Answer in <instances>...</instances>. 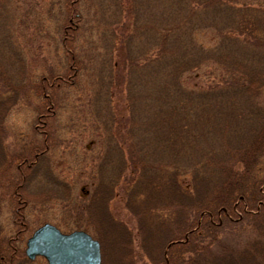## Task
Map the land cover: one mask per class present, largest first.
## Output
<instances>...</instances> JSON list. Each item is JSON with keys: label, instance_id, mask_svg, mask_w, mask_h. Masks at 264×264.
<instances>
[{"label": "rangeland", "instance_id": "rangeland-1", "mask_svg": "<svg viewBox=\"0 0 264 264\" xmlns=\"http://www.w3.org/2000/svg\"><path fill=\"white\" fill-rule=\"evenodd\" d=\"M188 1L203 4L190 12L181 0H0V250L5 257L6 239L24 221L26 229L15 243L25 257L27 238L50 223L64 232L87 228L100 244V264H165L166 249L174 264L181 263V255L195 263L223 264L225 249L235 246L240 264H264V215L253 217L250 205L245 221H235L232 213V223L218 208L232 210L228 199L210 207L214 226L204 220L191 245L177 246L213 197L220 199L233 179L249 175L238 165L242 157L220 149L226 141L233 147L252 142L244 132L250 125L240 123L235 112L240 102L228 99L229 109L216 112L217 106L206 105L207 97L195 98L198 91L211 93L238 77L225 76L217 60L226 56L227 44L216 25L231 20L237 21L232 32L239 36L249 37L254 29L264 33V0ZM218 4L223 9L217 10ZM176 20L186 23L185 34H194V50L187 55L179 40L165 43L161 59L173 58L166 70L150 56L156 54L157 33ZM71 54L81 69L74 70ZM138 55L144 60L131 65L129 59ZM55 76L59 79L49 87ZM94 83L100 86L96 95ZM183 88L194 91L193 110L178 115L171 108ZM166 120L178 128L188 125L187 134L181 133L186 145L167 141ZM24 156L39 171L34 180ZM161 164L181 169L171 174L160 170ZM222 166L228 178L216 191ZM20 176L26 180L18 184ZM20 264L47 263L37 256Z\"/></svg>", "mask_w": 264, "mask_h": 264}, {"label": "trees", "instance_id": "trees-1", "mask_svg": "<svg viewBox=\"0 0 264 264\" xmlns=\"http://www.w3.org/2000/svg\"><path fill=\"white\" fill-rule=\"evenodd\" d=\"M181 1H182L181 4L184 5L186 7V9L189 10L190 12H193L196 8H200L199 6L202 3V2L191 3L188 0H181ZM208 1L212 2L210 0H208ZM72 2H74V0H72ZM197 5H198V7H197ZM220 5H224V3H220ZM215 7L217 8V10L223 9L219 6V4ZM75 18H79L80 20L82 19L81 15H77V17H75ZM179 21H181V20H179ZM179 21L176 20L174 25H167L166 24L165 28H168V29H164L163 33H161V34L157 33L158 37L154 38V42L157 41V39H158L157 42H159L157 50L153 51V49H151L149 51V53L152 51L156 52V54L154 53L155 56L153 54L150 56V58H152V59L155 58L156 60H158L157 62L159 63L160 67L163 66L164 69H166V68L170 69L172 66V62H173V58L169 59L166 62H164L161 59V57L163 58V54L166 53V48L164 47L165 43H168V42L171 43L174 40H179L181 42V44H183L182 46H183V48H185L186 54L187 55L193 54L192 52L194 50V46H193L194 45V43H193V35L194 34H192L191 32H190V35L185 34L187 32H184L183 29L187 25H186V23H183V21H181V22H179ZM236 22L237 21L232 22L231 20L225 21L224 24L216 25L215 29L221 30V31H218L219 37L221 40H223L222 43L227 44V47H225L226 49H224V50H226V56L222 59H217V60L223 64L222 71L225 72V76H227V73H228V75H233L232 73H234V75L238 76L237 80L230 82L228 84V86L225 85V86L213 87V88L209 89V90H211V93L205 92L204 93L205 95L204 94L200 95V91H198L197 94L195 95L194 91L192 89L183 88V90L181 92L178 91V93H180V99H179L180 101H178V103L176 104V106H174V108L172 106L171 109H173L174 111L177 110L178 112H176V111L175 112L178 115L180 113H188L191 111V109L193 110V108H192L193 105H191V100H193L195 98L199 99V98L207 97L208 100H207V104L205 103L206 105L212 103L213 104L212 106H217V109H215L214 111L217 112L219 109H221L224 112V110L229 109L226 106L228 105V107H229L231 105L230 103L227 104L226 100H228V99L238 100V102H240V107L239 108L237 107L236 109L234 107V108H232V111H234V109H235V112L238 114L239 117H241L240 123H243L246 126L250 125V129L246 130L244 132H248V134L252 136V142H248V143H241L240 142L235 147H233L231 145V144H233L232 142L226 141L224 144L220 145L221 146L220 149L221 150L222 149H228L231 152V154L234 152V154H236L238 157H242L239 159H242L244 164H242L243 162H241L238 165H240L241 170H243V171L247 169L248 172L246 174H249V175L247 177H245L244 179L239 180V182H236L238 179H233L231 181L232 183H231L230 187L225 191L224 196L221 195L220 199H218V196L216 198L213 197L211 199L210 203L207 204L209 207L204 208L209 213L208 212L206 213V210H205V211H203L202 214L198 215V219L189 228L190 230L186 234L185 239L183 241L179 242L180 244L177 246L181 245V247H182L183 244H188V243L191 245L192 244V238H194V229L198 228L200 226V223H202L204 220H208V222L212 223V224L215 223V222H212V221H215V219H213L214 216H213V213L210 212V210H211V208L217 207V205H219V201L222 199L225 201H227V199L232 201V207H233L232 210L224 209V208H222V206H218L220 212L223 215H225L224 216L225 219H228V221H230L232 223L234 221L233 217L231 216L232 213H234V215H236L235 221H238V220L243 221L246 218V216L248 215V213H250V212H248L250 205H253V207H254L252 209L253 212L251 211L253 213L252 214L253 217H259L260 218L261 216L264 215V181H263L264 180V178H263L264 177V99H263V96L261 97L260 100L257 99V96L259 95V93L260 94L263 93V91L261 89H262V86H264V33H262L261 35H258V34H256V30L254 29L253 30L254 33H248V34H250L249 37L248 36L244 37V35L239 36V34H237L236 32L235 33L232 32V30H235L237 27ZM193 23H192V26H193ZM211 23H213V22H211ZM207 25H208V23H207ZM76 26H77V24H76ZM76 26L75 25L73 26V24H72V27H70V28L76 32V30H77ZM211 27H212V24H211ZM67 28H69V27H67ZM262 30H264V29H262ZM169 31H171L173 33V36L171 35V33ZM180 33H182V37L178 36V35H180ZM169 35L172 36L171 37V38H173L172 40L170 37H168ZM240 35H242V34H240ZM188 37H191L192 39L189 38V40H188L187 39ZM72 39H74V38H72ZM160 49H161V51H160ZM68 51H69V53L71 52L70 50H68ZM206 51H209V50H206ZM140 58H141V55H138V57H136V56L131 57L129 59V63L131 65H135V64H137V62L139 60L142 62L144 59H140ZM72 59L75 62L74 66L72 65L74 67L75 71L78 69H81L83 67L82 63L78 59L73 57V55H72ZM181 68L182 67H180V69ZM182 76L183 75H181V77ZM68 77H74V74L69 75ZM221 77L219 79H221ZM58 79L59 78H57L55 76L53 78V80H51L52 82L49 83L48 86L49 87L54 86V81H56ZM99 87L100 86L97 83H94V85L92 87V91H91L93 93V95H96V90H98ZM198 93L200 96H198ZM192 95H195V98L192 99V97H191ZM211 98H214V100H218V99H221V100L213 102V101H211ZM239 100H241V101H239ZM220 101H224L226 104L224 102H220ZM220 104H222V105H220ZM206 105H203L202 107H204ZM181 110H184V111H181ZM229 111H231V109ZM236 113L234 115H236ZM225 115L227 116L226 111H225ZM40 116H41V114L39 115V117ZM166 122H167V126H169L167 128H171L170 136L168 135L169 137H167V139H168L167 141H169V139L171 141L175 140L176 142L179 141V143H181L182 145H184V144L186 145L188 143V139H186L187 137L182 139L181 137H183V136H181L182 135L181 133L185 132L184 134H187L186 130L188 128L187 127L188 125L185 124L184 125L185 127L179 125V128H178L176 125L174 126V124L169 123L170 121L166 120ZM41 124H43V122ZM129 137H130V135H129ZM42 151L43 150H41L40 152H42ZM224 154H226V153H224ZM254 154H255V156H254ZM250 155H251V157L248 160L246 158V156H250ZM21 161H23L24 163H27V168H29L27 172H32L30 174L33 175V180H34V177L37 176V173L39 171L36 170L35 168H32L31 163L28 164V162H29L28 156L27 157L24 156L23 158H21ZM138 162H139V160H138ZM261 166H262V177L260 178L259 175H261ZM162 169H163V171L165 170L166 172H169L171 174L172 173L177 174V173H179L181 166L179 164L178 165H170V166L161 164L160 170H162ZM222 170H223V175H220L219 177L215 178L216 191H218L221 188L222 183L225 182L226 179L228 178V176H227L228 171L224 170L223 166H222ZM52 177H53V174L50 176V178H52ZM20 179H21L20 181H19V179H17L16 183H18V184L23 183V181L26 180L24 176H20ZM28 179H29V177H28ZM29 182H30V179H29ZM18 184H17V186H18ZM65 187H66V185H65ZM235 193H236V196H235ZM67 194L68 193L66 192V195ZM18 195L20 196V198L18 197L19 201L21 200L23 206H26L27 202L21 198L20 194H18ZM236 201H240V204L236 205L237 204ZM212 206H214V207H212ZM218 221H220V220H218ZM21 226H22L21 230L18 231V233L14 237H12V238L9 237L8 239H6V240H8V242H7L8 245L6 246V248L4 250H5V252H7V256L6 257L4 256L5 254L3 253V250L1 249L0 250V252H1L0 253V259L3 257L4 260L3 261L0 260L1 261L0 264H14V263L20 264L21 262H28V260L24 256L23 252H21V250H17L18 245H16V243H15L17 240H19L21 238L20 235H22L21 234L22 231H24L26 229V224L24 223V221L21 222ZM213 226H214V224H213ZM76 228L77 229H83L84 227L80 226V227H76ZM71 229L72 228H68V230H71ZM68 230H66V231H68ZM84 230H87V228ZM173 247H175V246H173ZM235 248L231 247V248L225 249L224 256H221V258H220L222 260L223 264H240L239 260H238L239 258L237 256L239 254V250H238L237 246H235ZM178 250L179 249L176 248L173 251L178 252ZM171 251L172 250L166 249V251L164 253L165 264H174L170 260V257H169ZM9 256L11 257V260L9 262H7L6 258ZM13 257H14V259H16L18 261L14 262ZM179 257L183 258V259L181 260V263L178 262V264H200V263H195L193 261V259L190 258V255L186 258L184 255H181Z\"/></svg>", "mask_w": 264, "mask_h": 264}, {"label": "water", "instance_id": "water-1", "mask_svg": "<svg viewBox=\"0 0 264 264\" xmlns=\"http://www.w3.org/2000/svg\"><path fill=\"white\" fill-rule=\"evenodd\" d=\"M25 246L29 259L40 255L47 264H100V244L83 230L63 233L44 223L33 231Z\"/></svg>", "mask_w": 264, "mask_h": 264}]
</instances>
